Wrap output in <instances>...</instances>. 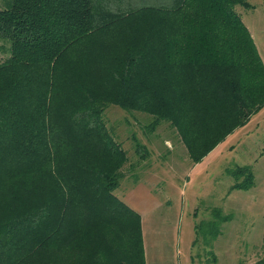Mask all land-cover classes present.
Returning a JSON list of instances; mask_svg holds the SVG:
<instances>
[{
    "label": "trees",
    "instance_id": "trees-1",
    "mask_svg": "<svg viewBox=\"0 0 264 264\" xmlns=\"http://www.w3.org/2000/svg\"><path fill=\"white\" fill-rule=\"evenodd\" d=\"M162 2L0 9V264H145L140 214L114 193L132 162L108 105L168 121L194 163L264 106V63L236 11L252 4ZM227 173L230 190L254 186L249 165Z\"/></svg>",
    "mask_w": 264,
    "mask_h": 264
},
{
    "label": "rangeland",
    "instance_id": "rangeland-1",
    "mask_svg": "<svg viewBox=\"0 0 264 264\" xmlns=\"http://www.w3.org/2000/svg\"><path fill=\"white\" fill-rule=\"evenodd\" d=\"M248 1L252 8L236 11L264 63V0ZM9 2L0 0V9ZM8 46L0 39V61ZM103 117L132 162L114 193L140 214L145 264H254L264 257V106L195 163L168 121L152 128L151 115L117 105ZM132 137L147 151L135 153ZM244 165L254 186L230 190L228 169Z\"/></svg>",
    "mask_w": 264,
    "mask_h": 264
},
{
    "label": "crops",
    "instance_id": "crops-1",
    "mask_svg": "<svg viewBox=\"0 0 264 264\" xmlns=\"http://www.w3.org/2000/svg\"><path fill=\"white\" fill-rule=\"evenodd\" d=\"M246 26H247V25H246ZM247 28H248V26H247ZM248 30H249V32H250V29H249V28H248ZM250 34H251V36H253L252 33H250ZM252 38H253V37H252Z\"/></svg>",
    "mask_w": 264,
    "mask_h": 264
}]
</instances>
